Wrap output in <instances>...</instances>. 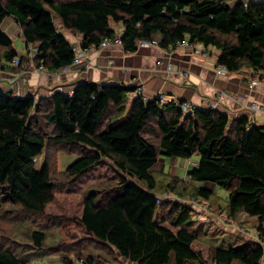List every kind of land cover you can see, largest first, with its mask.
Returning a JSON list of instances; mask_svg holds the SVG:
<instances>
[{"label":"trees","instance_id":"16d2710c","mask_svg":"<svg viewBox=\"0 0 264 264\" xmlns=\"http://www.w3.org/2000/svg\"><path fill=\"white\" fill-rule=\"evenodd\" d=\"M8 18L21 31L25 55L2 29ZM112 23L122 26L127 52L141 48L143 39L155 38L162 48L175 49L188 38L216 48L218 63L229 71H264V2L244 0H0V68L20 70L28 59L35 67L61 71L73 65L75 39L81 36L84 48L98 47L118 34ZM31 48L36 49L32 58ZM134 90L124 84L79 81L72 94L58 90L36 99L0 89V211L12 206L32 216L42 214L56 199L59 185L110 166L117 175L85 190L79 219L111 257L102 260L98 254L97 264H119L122 259L126 264H264V246L256 240L214 245L205 259L194 248L204 228L196 230L191 206L172 202L159 217V184L152 172L160 157L190 159L198 154L189 180L172 176L163 188L178 196L189 190L195 199L208 202L213 191L198 184L225 189L231 219L242 212L255 217L264 239V124H251L246 116L231 119L215 109L186 113L156 99L130 100ZM152 119L158 145L146 136ZM51 144L69 153L75 152L73 146L81 147L58 180L47 159L38 166ZM27 235L41 251L47 232L28 229ZM81 255H76L81 264H95L94 254ZM0 264L29 262L0 246Z\"/></svg>","mask_w":264,"mask_h":264},{"label":"rangeland","instance_id":"374dc122","mask_svg":"<svg viewBox=\"0 0 264 264\" xmlns=\"http://www.w3.org/2000/svg\"><path fill=\"white\" fill-rule=\"evenodd\" d=\"M6 21L10 22L9 18ZM112 26L118 33H121L122 26L120 24L112 23ZM2 29L12 37L14 47L18 53L20 55L27 54V50L21 39V31L18 27L12 29L10 25V30H8L4 23ZM78 43H81V39ZM210 48L216 50V48ZM25 50L26 53L24 54ZM29 56L32 58L33 53ZM31 65H33V62L25 59L24 64L20 66V70L13 71L20 72L17 76H21L24 72L28 71ZM165 67L167 70L168 65H165ZM36 68L34 66L33 71L40 73V71H36ZM3 71L0 68V73ZM172 71L168 70V72ZM137 97L140 96L137 95ZM155 126L156 120L152 119L146 129V136L158 145L159 136L156 130H154L156 129ZM60 148L55 147V144H51L46 147L38 159L39 167H41L45 159L48 160L49 167L53 174H55V179L57 180L61 179L63 176L62 172L65 171L71 162L79 157V153L81 152L79 145L71 148V150L75 151L73 153L66 152V150H58ZM159 159L160 162L152 169V172L157 175L159 184V188L156 190L159 197L158 215L160 217L161 215L167 214L171 205L176 201L191 206L195 213L194 226L196 230L204 228L198 234L199 236L194 242V248L196 251L202 252L205 259H208L210 256L214 245L228 247L230 245H242L252 239L259 241L257 237V219L255 217L243 212L234 219H231L229 216L226 210V197L228 193L225 189L216 187V194L218 196H215L213 200L209 201L208 206L201 203L203 199H195L191 194L189 195V190L184 193V196H178L175 192L164 189L163 185L172 176L180 178L187 177V170L190 169V165L192 164L181 158L160 157ZM116 175L110 166H100L75 183L59 185L55 191L56 199L47 206L45 212L42 214H34L32 216V214H28L21 209L19 210V208L4 206L0 211V246L13 250L22 260L28 261L29 264H65L64 259H62L63 257L69 262L68 264H81L76 258L79 252H82L81 256L84 257L92 253L95 257L99 254L102 260H111L109 254L105 252L106 248H103L105 247L104 244L99 243L90 234L86 233L79 224V219L83 211L85 190L101 180L115 177ZM185 179L189 180L190 178L187 177ZM209 186L215 188V185ZM96 188L98 189L100 187ZM165 225L172 227L169 222H166ZM35 228L44 229L47 232L46 240L42 249H40L41 251L33 248L36 246L27 235L28 229L33 230ZM173 229L176 230L175 228ZM109 252L110 255L113 253L111 249ZM94 263H99L97 257ZM119 264L126 263L122 259Z\"/></svg>","mask_w":264,"mask_h":264},{"label":"crops","instance_id":"0c3cea01","mask_svg":"<svg viewBox=\"0 0 264 264\" xmlns=\"http://www.w3.org/2000/svg\"><path fill=\"white\" fill-rule=\"evenodd\" d=\"M9 20L10 22H5L7 29L10 30V25L12 29L16 28L15 21L11 18ZM78 38L73 40L80 46L81 43L78 42L81 36ZM210 50L211 56L206 57L196 55L189 47L164 49L161 46H151L139 48L136 52H127L122 45H111L103 49H90L80 64L64 68L58 71L57 75L35 73L34 65L21 76H17L20 73L18 71L4 70L0 73V89L19 96L32 95L38 99L58 90L72 94L79 81L124 84L135 89L142 86L149 97L161 92L166 94L168 99L190 102L198 109H215L228 114L231 119L246 116L251 124L263 125L264 82L252 84V76L257 70L244 67L239 71L218 74L216 64L219 51L212 48ZM168 63L173 65L172 72L166 70L165 65ZM219 94L222 95L218 97ZM129 97L130 100L137 97L135 90ZM253 104H258L255 111L252 109ZM184 160L192 164L187 170L189 177V171L199 163V156L195 154L192 158ZM159 162L160 159L157 163ZM198 185L211 189L214 198L218 196V186L215 184L206 182ZM209 185H215V188Z\"/></svg>","mask_w":264,"mask_h":264},{"label":"built area","instance_id":"2783aa9c","mask_svg":"<svg viewBox=\"0 0 264 264\" xmlns=\"http://www.w3.org/2000/svg\"><path fill=\"white\" fill-rule=\"evenodd\" d=\"M246 1V0H244ZM140 45L142 47H151V46H160V43L157 39L152 38V39H143L140 42ZM111 45H122L121 42V38H120V33H118L114 38H106L105 40H103V42L98 46H89V47H82V46H78L76 43L73 44V48L76 52V56L75 59L73 61V65H78L80 64L83 59L87 56V54L89 53L90 49H103L106 48L108 46ZM178 47H189L191 48L195 54L198 55H203V56H211L212 52L210 50L209 47L204 46L203 44L197 43V42H191L188 38H185L181 41L178 42ZM32 53H34L36 51L35 48H31ZM19 59H16L14 61V64H19ZM168 69L167 70H173V65L171 63H168ZM68 68V67H66ZM36 71H40V72H44V73H49L51 75H57L58 71H46L43 67H37ZM228 69L225 65L221 64V63H217L216 64V72L218 74H226L228 73ZM258 82H264V71L262 72H258L255 73L252 76V84H256ZM137 88V87H136ZM135 93L136 95L140 96V98H142L143 101H149V100H153L156 99L158 101L159 104L163 105V104H168V103H172L180 108H182L185 112H193L196 109H198L197 107H195L194 105H192L190 102H182L178 99H168L167 96L163 95L162 93H157L152 97L147 96L144 93V90L142 87H138L137 89H135ZM222 94H219L218 97H220ZM252 109L255 111L258 109V104H253ZM201 203H204L205 206H208V201L202 200ZM210 206V205H209ZM257 237H258V242L261 243L264 246V239L262 237L259 236V233H257Z\"/></svg>","mask_w":264,"mask_h":264},{"label":"bare ground","instance_id":"6f19581e","mask_svg":"<svg viewBox=\"0 0 264 264\" xmlns=\"http://www.w3.org/2000/svg\"><path fill=\"white\" fill-rule=\"evenodd\" d=\"M120 36H121V35H120ZM139 47L144 48V47H142V46L140 45V43H139ZM159 93H161V92H159ZM162 94L166 96V94H164V93H162ZM185 102H186V101H185Z\"/></svg>","mask_w":264,"mask_h":264}]
</instances>
